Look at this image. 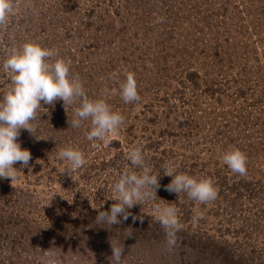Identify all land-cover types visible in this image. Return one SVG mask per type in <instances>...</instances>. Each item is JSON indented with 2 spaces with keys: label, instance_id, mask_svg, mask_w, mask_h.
<instances>
[{
  "label": "rangeland",
  "instance_id": "obj_1",
  "mask_svg": "<svg viewBox=\"0 0 264 264\" xmlns=\"http://www.w3.org/2000/svg\"><path fill=\"white\" fill-rule=\"evenodd\" d=\"M25 42L71 61L70 78L124 122L107 145L88 141L90 121L67 122L78 103L41 101L34 135L21 129L17 140L31 153L29 167L13 165V184L0 179V264H42L49 250L58 264H110V241L124 250L123 264H264V0H17L0 30V96L10 83L3 60ZM127 72L139 102L119 94ZM133 146L159 175L157 199L128 210L143 223L132 216L97 223L116 202L114 185L131 168ZM233 146L247 157L244 176L223 163ZM67 147L86 160L73 179L57 156ZM166 163L210 178L217 198L169 193ZM166 203L182 225L172 250L152 212Z\"/></svg>",
  "mask_w": 264,
  "mask_h": 264
},
{
  "label": "clouds",
  "instance_id": "obj_2",
  "mask_svg": "<svg viewBox=\"0 0 264 264\" xmlns=\"http://www.w3.org/2000/svg\"><path fill=\"white\" fill-rule=\"evenodd\" d=\"M16 11L17 0H0V30L7 28ZM161 22L162 17L155 21ZM70 64L71 61L59 58L58 51L43 48L33 42H25L8 50L2 63L3 71L10 75V83L0 96V179H10L13 184L18 179L19 170L13 165L20 163L22 168L29 167L31 153L27 149L22 150L17 140L21 129L34 135L33 124L38 118V110L42 107L41 101L46 105H54L57 100H61L64 108L78 103V106L73 108L72 120L67 122L69 127L79 128L83 121H90L91 129L85 134L88 141H99L107 145L110 134H116L123 124L124 117L113 111L104 99H89L78 76L70 78ZM107 93L108 90L105 89L104 94ZM119 94L126 104L141 100L134 73H126L124 81L119 83ZM57 156L67 163L66 172L71 177L75 170L82 168L86 163L84 154L72 147L60 149ZM126 159L131 168H126L114 185L116 202L111 205L109 211L98 212L97 223L117 225L122 223L118 217L126 221L129 216H132L133 222L139 219L143 223L142 215H132L128 210L135 205H143L146 199H157L156 192L160 188L159 175L152 174V169L146 165L141 147H131ZM222 160L231 172L240 176L247 174V157L234 146L224 152ZM163 172L165 176L172 178L165 186L169 193H185L189 199L200 203L214 201L218 196L210 178L198 179L178 173L175 166L167 163L163 165ZM152 212L165 233L168 249H174L177 245V232L182 228L177 209L170 203L164 206L154 204ZM199 219H202V216L196 215L192 222L195 224ZM110 247V264H123L124 250L111 241ZM45 253L42 264H58V257L54 252L49 250Z\"/></svg>",
  "mask_w": 264,
  "mask_h": 264
}]
</instances>
